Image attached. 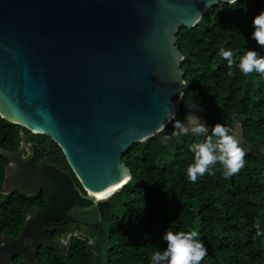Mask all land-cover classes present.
<instances>
[{
    "label": "water",
    "instance_id": "1",
    "mask_svg": "<svg viewBox=\"0 0 264 264\" xmlns=\"http://www.w3.org/2000/svg\"><path fill=\"white\" fill-rule=\"evenodd\" d=\"M220 2L227 0H0V115L51 136L85 190L26 134L17 150L0 147L8 160L1 191L46 196L18 236L0 237V264L17 254L38 264L49 221L70 215L99 223L100 204L132 178L123 155L169 120L187 124L198 111L212 127L189 99L181 118L184 55L176 35ZM231 134L243 139L240 122ZM72 235L93 243L81 231Z\"/></svg>",
    "mask_w": 264,
    "mask_h": 264
},
{
    "label": "trees",
    "instance_id": "2",
    "mask_svg": "<svg viewBox=\"0 0 264 264\" xmlns=\"http://www.w3.org/2000/svg\"><path fill=\"white\" fill-rule=\"evenodd\" d=\"M256 1L237 0L235 5L220 2L193 26H182L176 35L184 55L181 118H185L184 103L189 99L203 107L205 122L212 127L221 123L232 133L240 122L244 168L225 179L217 163L195 183L190 182L187 168L194 162L190 145L205 142L211 133L174 136L177 122L171 119L158 133L134 143L123 155L132 178L100 204L99 223L86 225L85 230L70 215L47 222L55 229L47 232L46 243L39 248L38 264H151L154 252L166 248L163 234L167 229L198 233L197 239L207 248L201 264H264V75H245L238 66L249 49L264 57V48L251 39L252 19L260 13L253 7ZM260 9L264 11V0ZM221 48L233 53L231 69L219 54ZM21 133L40 145L45 161L74 175L51 136L0 115L1 148L17 150ZM7 163L0 154V237H16L28 214L44 206L46 196L44 191L29 196L17 191L3 193ZM76 231L89 232L92 245L72 235L69 245L63 247L61 239ZM12 264H26L22 254L13 256Z\"/></svg>",
    "mask_w": 264,
    "mask_h": 264
},
{
    "label": "clouds",
    "instance_id": "3",
    "mask_svg": "<svg viewBox=\"0 0 264 264\" xmlns=\"http://www.w3.org/2000/svg\"><path fill=\"white\" fill-rule=\"evenodd\" d=\"M229 5H235L237 0H227ZM206 6L207 4L206 0ZM254 31L251 33L257 45L264 48V11L255 15L252 19ZM228 61V67L231 69L235 64L232 51H226L223 48L219 53ZM240 71L248 75L257 72L264 75V57H261L256 50L249 49L239 59ZM232 76L233 73H227ZM188 132L197 135L211 133L205 142H197L190 145V151L194 154V162L187 168V179L195 183L198 177L208 173L212 166L219 163L222 166V174L225 179L239 173L245 166V151L239 146V141L231 129L221 123H216L209 128L194 115L187 116V124L179 121L174 126L172 135L178 136L181 133ZM213 137H216L215 142ZM261 233L257 231V235ZM198 233L177 232L167 229L163 234V240L166 241V248L163 251L157 250L151 256V264H201V261L207 255V248L202 240L197 239Z\"/></svg>",
    "mask_w": 264,
    "mask_h": 264
},
{
    "label": "flooded vegetation",
    "instance_id": "4",
    "mask_svg": "<svg viewBox=\"0 0 264 264\" xmlns=\"http://www.w3.org/2000/svg\"><path fill=\"white\" fill-rule=\"evenodd\" d=\"M63 169H64V168H63ZM64 170H66V169H64ZM66 171L69 172L68 170H66ZM69 173H70V172H69ZM70 174H71V173H70ZM71 175L73 176V178H74L76 184H77V185L81 188V190L83 191V190H84V186L82 185V183L79 181L78 178H76V175H75V174H74V175L71 174ZM77 179H78V180H77ZM78 181H79L80 183H79ZM84 192H85V191H84ZM85 226H86L85 224H84V225L82 224V225H81L82 229L84 228V229L86 230V227H85ZM53 229H55V228H53ZM60 232H61V231H60ZM81 232H82L84 235H88V236H89V232H83V231H81ZM76 233H78V231H76L75 234H76ZM73 234H74V233H73ZM69 235H72V234H69Z\"/></svg>",
    "mask_w": 264,
    "mask_h": 264
},
{
    "label": "rangeland",
    "instance_id": "5",
    "mask_svg": "<svg viewBox=\"0 0 264 264\" xmlns=\"http://www.w3.org/2000/svg\"><path fill=\"white\" fill-rule=\"evenodd\" d=\"M193 115L196 116L197 118H200V116H199V114H198V111H194ZM88 244H89V245H92V244H90V243H88ZM67 246H68V245H67ZM67 246H66V247H67Z\"/></svg>",
    "mask_w": 264,
    "mask_h": 264
},
{
    "label": "snow or ice",
    "instance_id": "6",
    "mask_svg": "<svg viewBox=\"0 0 264 264\" xmlns=\"http://www.w3.org/2000/svg\"><path fill=\"white\" fill-rule=\"evenodd\" d=\"M114 189H110L109 191H113ZM104 195H107V193H105Z\"/></svg>",
    "mask_w": 264,
    "mask_h": 264
},
{
    "label": "bare ground",
    "instance_id": "7",
    "mask_svg": "<svg viewBox=\"0 0 264 264\" xmlns=\"http://www.w3.org/2000/svg\"><path fill=\"white\" fill-rule=\"evenodd\" d=\"M105 193H107V192L102 193V195L105 194Z\"/></svg>",
    "mask_w": 264,
    "mask_h": 264
}]
</instances>
